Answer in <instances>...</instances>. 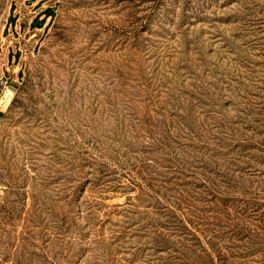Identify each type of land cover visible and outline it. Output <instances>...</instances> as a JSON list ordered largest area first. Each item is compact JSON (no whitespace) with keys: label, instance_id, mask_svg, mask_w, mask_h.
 Wrapping results in <instances>:
<instances>
[{"label":"rangeland","instance_id":"obj_1","mask_svg":"<svg viewBox=\"0 0 264 264\" xmlns=\"http://www.w3.org/2000/svg\"><path fill=\"white\" fill-rule=\"evenodd\" d=\"M33 2L0 35V264H264V0Z\"/></svg>","mask_w":264,"mask_h":264},{"label":"built area","instance_id":"obj_2","mask_svg":"<svg viewBox=\"0 0 264 264\" xmlns=\"http://www.w3.org/2000/svg\"><path fill=\"white\" fill-rule=\"evenodd\" d=\"M12 1L15 3L17 10L20 11L21 16L18 19V24H20L21 22H24V23H26V25H28V23L31 21V19L35 15V14H33L29 18H26V13L24 12L25 0H0V35H1L3 28H4L5 19H6L9 4ZM16 31H17V33H19V28H17ZM27 31H28V26H26L25 31H24L23 35L21 36V38L19 37L17 39L12 40V43H19L20 44V50L23 54H25V51H23L21 49V46L26 43V41L24 39V35H25V33H27ZM7 43H8V41H7ZM1 60L2 61L0 62V95L4 91L6 83H7V80L4 78L2 71H1V67L4 64V60L3 59H1ZM10 73L12 75V72H10Z\"/></svg>","mask_w":264,"mask_h":264},{"label":"crops","instance_id":"obj_3","mask_svg":"<svg viewBox=\"0 0 264 264\" xmlns=\"http://www.w3.org/2000/svg\"><path fill=\"white\" fill-rule=\"evenodd\" d=\"M25 1H34L33 4H36V3H39V4H40V3H43V6H42V8H40V10H41V9H44V7H46V6H47V9H48V8H52V10H54V8H55V3L48 4L50 0H25ZM29 9H30L29 7H24V12L27 13V12L29 11ZM50 19H51V16H50V15H47V16L45 17V24H47V26H48V24H49ZM42 35H43L42 32H40V33H39V36H36L37 39L32 40L31 42H27V41H26V43H25L24 45L21 46V49H22L23 51H25V54L22 53L21 61L24 62V58L26 57V55H27L29 52L32 53V51H33L35 45L38 43L39 38H40ZM36 37H35V38H36ZM33 39H34V38H33ZM3 59H5V57H3Z\"/></svg>","mask_w":264,"mask_h":264}]
</instances>
